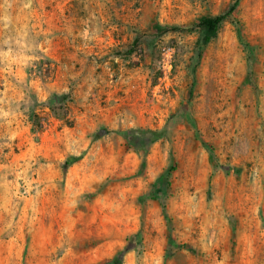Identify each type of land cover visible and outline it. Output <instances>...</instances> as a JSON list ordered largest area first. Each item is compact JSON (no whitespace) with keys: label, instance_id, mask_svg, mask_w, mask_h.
<instances>
[{"label":"rangeland","instance_id":"rangeland-1","mask_svg":"<svg viewBox=\"0 0 264 264\" xmlns=\"http://www.w3.org/2000/svg\"><path fill=\"white\" fill-rule=\"evenodd\" d=\"M234 2L0 0V264H264V0L199 25Z\"/></svg>","mask_w":264,"mask_h":264},{"label":"trees","instance_id":"trees-1","mask_svg":"<svg viewBox=\"0 0 264 264\" xmlns=\"http://www.w3.org/2000/svg\"><path fill=\"white\" fill-rule=\"evenodd\" d=\"M237 4H238V0H235L233 5L223 16H216L211 19H205L199 24L200 27L204 28L206 33V36L204 37L205 43H208L210 41V35L215 34L219 30L223 20L226 17H229L233 13ZM47 71L49 70L46 69L43 64L37 65L34 69L35 74L42 78H44L48 74ZM55 98H56L55 104L52 102L49 103L47 106V109L50 111L49 115L52 114L55 117H61L59 119L64 121L65 124L71 125L72 121L69 118V110L66 107L67 105L66 102L69 103L71 102L69 100L70 98L68 96H60V97L55 96ZM46 121H47L46 114L41 115L34 111L28 115V122L31 125L33 131L41 132L46 124Z\"/></svg>","mask_w":264,"mask_h":264}]
</instances>
